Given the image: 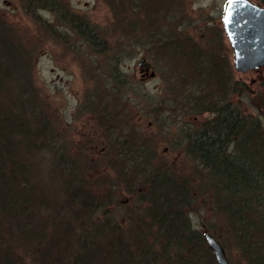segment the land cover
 Masks as SVG:
<instances>
[{
    "label": "rangeland",
    "instance_id": "374dc122",
    "mask_svg": "<svg viewBox=\"0 0 264 264\" xmlns=\"http://www.w3.org/2000/svg\"><path fill=\"white\" fill-rule=\"evenodd\" d=\"M145 1L49 0L92 28L105 46L98 48L102 49L100 53L94 52L74 28L60 22L55 11L35 8L34 18L27 11L26 0H0V19L19 44L29 50L38 99L45 104L68 156L80 161L79 177L92 193L113 196L114 205L107 218L134 253L140 251V243L134 241L142 237L159 264H167L179 253V257L191 258V264H215L201 247L187 248L184 240L170 242L157 219L148 217L145 211L137 212V204L142 208L149 206L147 186L137 183L148 167L128 171V159L109 147L115 134L127 138L132 134L133 139L145 136L151 150L145 156L147 164L185 184L184 200L175 204L170 213L179 229L184 222L200 238L209 233L223 247L229 264H247L224 208L216 203L208 171L184 152L182 131L187 123L197 129L213 114L207 111L195 115L191 113L193 108L188 116L180 117L179 113L182 106L189 107L190 100L206 102V110L209 104L221 108L228 103L247 124L256 123L264 145V67L247 73L234 70L223 30L211 26L219 22L217 10L225 0ZM178 45L207 62L200 61L198 70L190 64L186 66L184 61H172L167 50ZM142 58L149 63L154 78L141 79L138 63ZM213 63L221 67V72L212 70ZM184 67L192 74H184ZM112 68L127 81L123 87L112 84ZM115 104L121 107L116 110L119 120L110 121L115 126L113 132L102 124L107 110L101 105L113 108ZM49 169L47 163H41L28 181L38 191L28 207L26 228V233L36 231L34 237L20 235L16 229L9 233V229H0V239L4 241L0 243V255L7 254L3 250L12 237L13 264H37L36 252L47 258L39 264H68V242L83 234L78 225L80 214L71 207H62L59 182H52L58 179L51 176ZM126 181L132 182V194L127 191L131 184ZM46 189L49 193L45 198L41 192ZM124 197L128 202L121 204ZM177 215L182 222L176 219ZM251 215L253 220L259 216ZM63 226L69 235L61 231ZM89 228L88 225L85 230Z\"/></svg>",
    "mask_w": 264,
    "mask_h": 264
},
{
    "label": "trees",
    "instance_id": "16d2710c",
    "mask_svg": "<svg viewBox=\"0 0 264 264\" xmlns=\"http://www.w3.org/2000/svg\"><path fill=\"white\" fill-rule=\"evenodd\" d=\"M26 1L27 11L34 18L35 8H49L57 13L60 22L74 28L94 52H102V49L98 48L105 46L100 44L92 28L79 17L56 8L49 0ZM145 3H151V0ZM167 51L172 61H184L186 66L190 64L194 69L195 67L200 69V61L191 53L189 55L183 52L182 46L178 45ZM29 54V50L26 51V48L19 44L9 26L0 19V229H9L8 233L11 229H16L20 235L34 237L36 231L31 229L26 233V228L29 227L28 207L34 202L38 191H35L36 187L34 186V189L28 181L41 163H47L50 166L48 172H51L54 179H58L52 182H59V191L63 194L62 207H71L80 214L78 225L83 234L79 239L68 242L69 258L66 255L65 259L68 264H159L154 251L145 247L142 237H136L134 243H140V251L134 253L117 233L119 229L107 218L114 205L112 195L92 193L83 182L82 176L79 177L80 161L68 156L67 150L62 147L61 135L56 133L55 124L47 114L45 104L38 99ZM183 69L184 74H192L187 67ZM212 70L216 72L215 66ZM109 71L112 84L115 83L120 88L127 84L115 68ZM192 101L200 105L198 108L194 107L191 113L209 111L213 117L201 124L198 129L191 130L190 134H186V130L182 131L186 142L184 152L208 171L211 184L216 191V203L224 208L227 222L236 235L241 255L247 264H264L262 134L257 130L255 122L247 124L240 113L228 103L222 104L221 108L209 104L206 110V102L204 104L203 101ZM101 106L107 110L105 113L107 120L103 119L102 124L105 129L109 131L113 129L114 132L115 126L111 122L119 120L116 110L120 105L115 104L113 108ZM111 109H114V112ZM128 136L127 138L115 134L113 140L115 144H109V147L128 159L130 165L127 168L131 173L148 167L144 169L147 172L140 175L142 177L140 180L138 178L137 183L139 186H147L149 196L146 203L148 202L149 206L142 208L137 204V212L145 211L149 214L148 217L157 219L162 232L170 242L179 243L180 240H184L187 248L201 247L204 254L216 264L202 237L191 231L189 226L186 227L177 215L176 219L182 222L181 228H185L184 231L179 229L170 215L172 208H175L174 205L184 200L182 196L185 198V184L169 179L162 170L154 169V166L147 164L146 157L151 150L145 136H137L135 139L132 138V134ZM126 182L131 184L127 191L132 194L134 192L130 190L132 182ZM137 183L133 182L135 185ZM41 193L46 198L49 192L46 189ZM251 213H257L258 218L253 220ZM88 225L91 228L85 230ZM187 229L189 231L185 233ZM61 231L68 232L66 235H69V230L64 226ZM10 239L13 238L7 240L6 245L9 246L4 248L6 251L3 250L7 254L3 257L0 255V264L15 262ZM0 243H4L3 238L0 239ZM72 248L74 252L71 251ZM39 253L36 252L37 264L40 260L43 262L47 260L42 252ZM179 255L180 253L167 264H191L193 261Z\"/></svg>",
    "mask_w": 264,
    "mask_h": 264
},
{
    "label": "water",
    "instance_id": "95a60500",
    "mask_svg": "<svg viewBox=\"0 0 264 264\" xmlns=\"http://www.w3.org/2000/svg\"><path fill=\"white\" fill-rule=\"evenodd\" d=\"M223 26L233 50L234 70L245 73L264 67V9L248 0H229L224 10ZM142 64L148 72L150 65L144 58L138 63ZM153 76V73L149 74V77ZM127 202L125 197L120 200L121 204ZM202 239L212 252L216 264H229L223 247L209 233H205Z\"/></svg>",
    "mask_w": 264,
    "mask_h": 264
},
{
    "label": "flooded vegetation",
    "instance_id": "af4514ba",
    "mask_svg": "<svg viewBox=\"0 0 264 264\" xmlns=\"http://www.w3.org/2000/svg\"><path fill=\"white\" fill-rule=\"evenodd\" d=\"M229 0H225V2H223L222 4H221V7H220V9L219 10H217V12H218V17H219V22H217V25H211V26H214V27H220L221 28V30H223V32H224V34H225V31H224V26H223V17H224V10H225V7H226V4H227V2H228ZM249 2H251L253 5H255V6H257V7H259L260 9H264V0H248ZM181 39H183V37H180ZM180 39V40H181ZM225 39H226V41H227V44H228V47H229V49H230V51H231V54H232V60H233V50L230 48V46H229V43H228V40H227V37H226V35H225ZM220 40H222V38H220ZM182 50H183V52H188V50L187 49H183L182 48ZM192 52L193 51H191V55H192ZM189 55H190V53H188ZM195 58H196V60L198 59L199 61H201V62H207V61H204V59L203 58H201V59H199L200 57H196V56H194ZM214 60V59H213ZM146 61V60H145ZM147 62V61H146ZM213 64H215V68H216V71H217V73H219V72H221V67L218 65V67H216V63H213ZM139 71H140V73H141V79L142 78H154V76H155V73L153 72V70H152V68L150 67V69H149V71L148 72H146V66H144V64H142V65H139ZM195 69H196V67H195ZM202 69V68H201ZM258 69H260V68H258ZM258 69H255V70H249V71H246L245 73H247V72H254V71H257ZM199 70V69H198ZM200 71H202V70H200ZM150 73H153L154 74V76L153 77H149V74ZM188 102H190L189 103V107L188 106H182L181 107V112L179 113L180 114V117H185V116H188V114H190V108H194V107H197L198 108V106L200 105V104H198L197 102H194V101H192V100H190V101H188ZM197 104V105H196ZM234 108V107H233ZM206 111H203L202 113H199V114H195V115H200V114H204ZM207 120V119H206ZM193 127H196V125L194 124V125H192ZM192 127H191V125H189L188 123H187V125H186V127L184 128V131L186 130L187 132H186V134H190V133H192L191 132V130H195L196 128H194V129H191ZM198 129V128H197ZM184 141H185V139H184ZM186 143V142H185ZM185 147H186V145H184ZM185 151V150H184Z\"/></svg>",
    "mask_w": 264,
    "mask_h": 264
}]
</instances>
